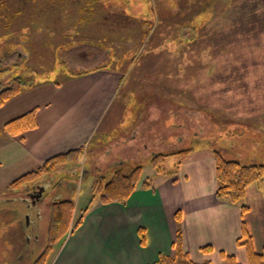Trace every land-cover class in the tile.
I'll use <instances>...</instances> for the list:
<instances>
[{
    "label": "rangeland",
    "instance_id": "1",
    "mask_svg": "<svg viewBox=\"0 0 264 264\" xmlns=\"http://www.w3.org/2000/svg\"><path fill=\"white\" fill-rule=\"evenodd\" d=\"M94 70L112 77L107 85L113 79L115 99L106 105L103 129L108 132L88 140L78 158L14 188V181L37 168L14 174L0 167V264H33L40 255L49 263L87 215L80 209L98 202L91 197L94 179L109 175L123 147L139 159L136 188L165 176L147 159L151 145L155 154H169L161 167L174 181L184 159L177 151L187 149L194 153L191 162L217 151L225 160L264 166V0H0V90L16 77L26 86L48 79L65 83L73 73ZM152 131L153 141L160 136L163 143L152 144ZM134 138L136 148L126 145ZM127 166L126 172L134 165ZM62 189L74 192L79 210L65 237L45 251L48 205ZM207 202L203 218L221 215L220 204ZM242 204L253 249L260 252L264 173ZM229 216L225 212L223 219ZM172 229L174 254L182 248L181 225L175 221ZM167 247L161 256H168ZM244 258L236 259L246 264Z\"/></svg>",
    "mask_w": 264,
    "mask_h": 264
},
{
    "label": "crops",
    "instance_id": "2",
    "mask_svg": "<svg viewBox=\"0 0 264 264\" xmlns=\"http://www.w3.org/2000/svg\"><path fill=\"white\" fill-rule=\"evenodd\" d=\"M108 78L112 77L94 70L65 83L47 80L25 89L1 106L2 171L14 169V174H23L38 168L55 155L77 149L83 153L88 140H92L96 134H105L108 130H103L106 105L110 102L112 105L115 99L111 97L113 79L107 85ZM32 110H35V129L12 137L1 131L6 123ZM118 115L119 112H116L111 117L114 127L120 118ZM153 136L152 131V144L163 143L160 136L153 141ZM135 139H130L134 142L129 140L126 145L136 148L138 140ZM142 147L145 149L147 145ZM148 148L150 154L147 159L155 154L152 145ZM116 154L109 168L123 163L134 165L139 160L134 158L136 155L132 152L127 153L125 147L116 150ZM198 156L192 162L187 157L179 165V181L177 178L174 181L170 177L158 175L155 178L156 185L150 189L137 187L124 206L102 205L98 199L96 204L90 201L80 209H86L87 212L81 224L67 240L60 243L56 254L47 264H154L167 246L166 253L168 256L173 255L172 240L175 233L172 226L177 211L181 217L182 251L192 262L222 264L220 252L245 261L243 249L236 246L241 221L238 207L216 200L213 158L211 155ZM63 191L51 197L50 203L59 199L72 200L74 192L67 194V191ZM208 199L221 205V208L217 206L221 215L217 213L210 219L203 218V212L210 207L207 205ZM76 202L75 212L78 209ZM48 211L50 215L49 205ZM225 212L230 216L223 219ZM139 229L142 230V244ZM38 239L36 235L33 239L35 244ZM204 242L211 246V253L203 254L200 251ZM215 255L217 259L213 258Z\"/></svg>",
    "mask_w": 264,
    "mask_h": 264
},
{
    "label": "trees",
    "instance_id": "3",
    "mask_svg": "<svg viewBox=\"0 0 264 264\" xmlns=\"http://www.w3.org/2000/svg\"><path fill=\"white\" fill-rule=\"evenodd\" d=\"M89 73V72H88ZM82 74L87 73H73L70 75L72 78L79 77ZM48 79V78H47ZM23 79L16 77L11 80V84L8 87L0 90V107L3 106L8 100L16 97L22 93L25 89L31 88L33 85L26 86L23 84ZM49 80V79H48ZM46 81V80H45ZM36 84V83H35ZM36 128L35 110H32L12 121L6 123L1 131L7 136H16L26 131ZM82 153L81 149L70 150L65 153L55 155L45 162H43L37 169L26 173L14 181L11 185L14 188L18 183L31 182L41 175L48 174L58 166H64L69 161H72ZM191 153L190 149L184 151H177V154L183 155V158H187ZM169 154L160 152L159 154H153L148 159L150 165L155 170L156 174L168 175L162 169L161 164L163 159ZM213 162L215 167V180L216 190L215 197L218 200L225 201L232 206H238L240 211V236L236 241L238 247L244 249L246 264H264V245L260 252H256L252 246V238L247 229L244 217L248 212V207L244 204L239 205L245 197V193L248 187L254 184L264 173V166L262 165H242L236 160H225L220 153L214 151ZM183 159V160H184ZM137 164V165H136ZM134 163V166L125 171L124 167H128L127 163L122 165L111 167V172L108 176L100 175L94 179L91 187L92 198L97 197L98 201L102 205H108L118 203L125 205L129 197L134 193L136 184L140 178L141 166L139 163ZM179 163L178 165H180ZM143 188L150 189V182L144 181ZM50 215L48 218V227L46 235V249L51 247L67 234L72 224V213L74 211V201L69 199L54 200L49 204ZM175 221L180 224V213L177 211L174 214ZM81 218L75 224L77 228L81 224ZM264 232V230H263ZM142 233V230H139ZM179 239H180V233ZM143 238V235H141ZM143 240V239H142ZM204 253H210L212 251L211 246H205L200 249ZM45 253V252H44ZM220 257L224 264H239L237 259L233 255H225L220 252ZM45 256V255H44ZM44 256L40 255L37 261L33 264H44ZM154 264H195L189 260L188 255L182 251V248H175L173 256H161ZM207 264V263H205Z\"/></svg>",
    "mask_w": 264,
    "mask_h": 264
},
{
    "label": "flooded vegetation",
    "instance_id": "4",
    "mask_svg": "<svg viewBox=\"0 0 264 264\" xmlns=\"http://www.w3.org/2000/svg\"><path fill=\"white\" fill-rule=\"evenodd\" d=\"M36 197H37V195L35 196V198H36ZM19 200H20V199H19ZM20 201H21V200H20ZM23 201L26 202V201H29V200H25V199H24ZM23 201H22V202H23ZM29 243H30V242H29ZM33 244H35V242H33Z\"/></svg>",
    "mask_w": 264,
    "mask_h": 264
}]
</instances>
